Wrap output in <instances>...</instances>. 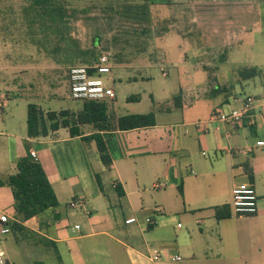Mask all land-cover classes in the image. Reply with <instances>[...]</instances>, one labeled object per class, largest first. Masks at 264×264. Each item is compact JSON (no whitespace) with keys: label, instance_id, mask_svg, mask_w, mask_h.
Listing matches in <instances>:
<instances>
[{"label":"crops","instance_id":"obj_1","mask_svg":"<svg viewBox=\"0 0 264 264\" xmlns=\"http://www.w3.org/2000/svg\"><path fill=\"white\" fill-rule=\"evenodd\" d=\"M76 1L88 3L91 10H108L114 2L121 6L151 0ZM152 1L170 8L178 2ZM240 1L227 0L231 4ZM252 4L220 16L232 19V33H264V10L258 11ZM8 7L0 8V19L20 13L15 5ZM30 8L24 9V14ZM55 12L59 28L64 30V8L58 5ZM168 20L163 21L160 33L170 36L159 44L166 52V64L174 68L181 83L158 89L156 96L153 78L138 82L130 78L128 69L111 70L107 80L115 93L107 102L111 128L99 133L109 166L101 161L95 140L84 138L95 132L91 125L80 127L81 136L71 137L67 129L60 128L45 137H28L29 103L23 97L32 90L31 81L10 84L0 76V179L14 175L17 160L32 158L34 153L33 159L44 170L57 200L56 207L22 223L32 234L12 233L10 229L0 235L6 264H264V64L248 66L260 69L254 78L241 80L238 76L234 84H216L206 91L202 85L205 73L188 67L186 50L192 48L188 33L182 37L178 30L169 28L176 26L175 17ZM15 23L10 20L9 25H18ZM12 39L0 43V49L15 51ZM98 45L97 40L93 47ZM4 59L0 56V66L15 76V63ZM197 73L202 75L195 83ZM161 74L168 76L165 69ZM139 83L150 87L127 96L129 87ZM130 96L136 99L128 101ZM175 96H179L178 107L170 105ZM57 98L61 97L45 101ZM248 99L250 109L241 124L197 125L208 121L216 110L241 109ZM162 103L170 106L160 108ZM141 107L146 110H137ZM61 110L80 109L69 106L55 112ZM149 112L155 114L154 126L125 131L115 127L120 116ZM242 182L252 183L256 191L254 215L232 211L231 191ZM74 200L82 201L78 209L69 207ZM13 204L10 187L0 186V213L7 216L9 227L18 222ZM130 218L136 221L127 224ZM148 218L151 224L146 223ZM37 252L42 257L36 262L32 255Z\"/></svg>","mask_w":264,"mask_h":264},{"label":"rangeland","instance_id":"obj_2","mask_svg":"<svg viewBox=\"0 0 264 264\" xmlns=\"http://www.w3.org/2000/svg\"><path fill=\"white\" fill-rule=\"evenodd\" d=\"M11 2L2 0L1 10H8L12 4L21 15L0 19V43L5 44L12 37L16 48L13 51L2 47L0 56L6 58L3 61L10 59L11 63H15L16 75L12 77L1 65L0 76L10 84L20 85L31 81L32 90L23 99L44 107V112L48 111L47 108L56 111L69 106L75 111L81 109L82 102L69 98L68 67L95 61L101 53L110 55L112 71L128 69L130 78L138 79V82L153 78L152 92L156 96L158 89H170L177 82L181 83V77L175 74L174 68L166 64V52L159 44L170 36V33H160V29L163 21H169L171 16L175 17L177 23L176 26L169 25V28L178 30L182 37L187 33L189 35L192 48L186 50V57L190 59L188 67L190 71L202 70L205 73L207 79L202 85L207 87L206 91L216 84L236 83L241 68L264 64V33L234 34L231 32L232 19L220 17L226 16L232 9H247L252 2L241 0L231 4L227 0H178L174 8L152 0L127 2L121 6L114 2L109 4L108 10H91L88 3L76 0H48L46 5L41 0ZM262 2L264 0H256L252 5H256L258 11L264 10ZM55 4L61 5L67 15L64 30L59 28L56 12L48 11ZM29 6L30 10L24 14V9ZM10 20L18 25H9ZM97 40L99 45L93 47ZM241 42L243 45L236 48ZM9 53L11 57L8 58ZM164 69L167 77L161 74ZM201 75L197 73L195 83L200 81ZM149 87L147 83L130 86L126 95L140 93ZM56 96L61 98L45 101ZM170 101V105H173L174 97ZM170 105L162 103L159 107ZM127 109L132 110L130 107ZM137 110L146 109L141 107ZM37 254L32 255L36 262L42 257Z\"/></svg>","mask_w":264,"mask_h":264},{"label":"trees","instance_id":"obj_3","mask_svg":"<svg viewBox=\"0 0 264 264\" xmlns=\"http://www.w3.org/2000/svg\"><path fill=\"white\" fill-rule=\"evenodd\" d=\"M50 7L53 9L48 11L52 12L56 11L58 5L55 4ZM260 72V69L256 66L244 67L238 71V76L241 80H246L258 76ZM135 99V96L127 98L128 101ZM174 100V106H180L179 96H175ZM109 120L107 102L85 101L82 102V107L77 112L68 110L59 112L48 110L44 112L37 104L29 103L27 105L28 137H45L49 132H55L60 128L67 129L71 137L81 136L80 127L91 125L95 132L84 138L95 140L100 159L105 166H109L110 158L99 133L110 130ZM154 125L155 114L149 112L120 116L116 120L115 127L118 130L125 131ZM5 184L11 189L14 200L13 209L18 220V222L10 223L12 233L32 234L22 223L57 206L56 197L44 170L33 158L29 156L22 157L16 162V173L9 176L5 181L0 179V186Z\"/></svg>","mask_w":264,"mask_h":264},{"label":"built area","instance_id":"obj_4","mask_svg":"<svg viewBox=\"0 0 264 264\" xmlns=\"http://www.w3.org/2000/svg\"><path fill=\"white\" fill-rule=\"evenodd\" d=\"M111 58L108 53H101L95 61L83 65H74L67 70V88L69 96L74 101L85 102H108L115 97L113 89L108 84V76L111 72ZM251 100L248 99L241 109L230 111L216 110L212 113L209 120L199 122L198 126L207 127L213 123H225L230 125L241 124L246 112L250 109ZM32 158L35 154L31 153ZM82 201L74 200L69 203L71 209H78ZM231 207L236 215H254L257 211V195L254 186L250 182H242L236 185L231 191ZM136 220L130 218L127 224L134 223ZM147 224H151V219H146ZM79 226L76 225L75 229ZM10 232L8 218L0 213V235ZM158 255L154 256L157 259ZM179 260V257H175ZM7 263L6 252L0 249V264Z\"/></svg>","mask_w":264,"mask_h":264}]
</instances>
